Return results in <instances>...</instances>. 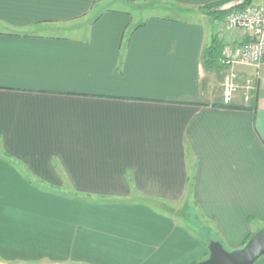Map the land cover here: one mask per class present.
I'll return each instance as SVG.
<instances>
[{
	"label": "crops",
	"instance_id": "1",
	"mask_svg": "<svg viewBox=\"0 0 264 264\" xmlns=\"http://www.w3.org/2000/svg\"><path fill=\"white\" fill-rule=\"evenodd\" d=\"M217 1L0 0V264H195L264 228V61L225 106L202 52L249 37Z\"/></svg>",
	"mask_w": 264,
	"mask_h": 264
},
{
	"label": "built area",
	"instance_id": "2",
	"mask_svg": "<svg viewBox=\"0 0 264 264\" xmlns=\"http://www.w3.org/2000/svg\"><path fill=\"white\" fill-rule=\"evenodd\" d=\"M220 23L225 29H244L249 37L247 42L224 46L221 63L227 67L239 64L259 68L264 61V3L248 4L234 9ZM244 87L249 88L250 83H245ZM239 88L240 84L236 81V75L233 71H228L223 83V103L229 104ZM247 98L245 96V101Z\"/></svg>",
	"mask_w": 264,
	"mask_h": 264
},
{
	"label": "water",
	"instance_id": "3",
	"mask_svg": "<svg viewBox=\"0 0 264 264\" xmlns=\"http://www.w3.org/2000/svg\"><path fill=\"white\" fill-rule=\"evenodd\" d=\"M236 4L237 1H231L222 8L228 9ZM262 255H264V228L253 233L242 247L231 251L226 250L217 240L210 241L208 257L195 264H252Z\"/></svg>",
	"mask_w": 264,
	"mask_h": 264
},
{
	"label": "trees",
	"instance_id": "4",
	"mask_svg": "<svg viewBox=\"0 0 264 264\" xmlns=\"http://www.w3.org/2000/svg\"><path fill=\"white\" fill-rule=\"evenodd\" d=\"M231 1H237V4L228 9L222 8L225 4ZM251 2L252 0H220L214 3L204 4L199 8L204 12V14L213 17L216 20H222L232 10L242 8L248 4H252ZM222 49L223 47L221 41L218 40L217 37H214L202 52L204 65L208 68L216 67L217 64L220 63V58L222 57ZM226 105L229 104H225V106ZM252 234L248 236L246 241L251 237Z\"/></svg>",
	"mask_w": 264,
	"mask_h": 264
},
{
	"label": "rangeland",
	"instance_id": "5",
	"mask_svg": "<svg viewBox=\"0 0 264 264\" xmlns=\"http://www.w3.org/2000/svg\"><path fill=\"white\" fill-rule=\"evenodd\" d=\"M136 11L139 12L140 9H137ZM150 15L175 16L176 13H175V11H173V8H169L167 10L166 9L164 10V9H158V8L152 7V8L145 9L143 14H141V13L134 14V19L137 20V18H145L146 16H150ZM220 22H222V20H220ZM230 70H234L233 67H231ZM224 79H225V76L223 75L222 81L220 83V86H221L220 88L222 90H223ZM186 208L187 207L182 208V210H181L182 212L178 213V215L176 216V220L179 224L192 226L194 223H197V220H196L197 217L195 216L196 213L194 214V212L191 209L186 210Z\"/></svg>",
	"mask_w": 264,
	"mask_h": 264
}]
</instances>
